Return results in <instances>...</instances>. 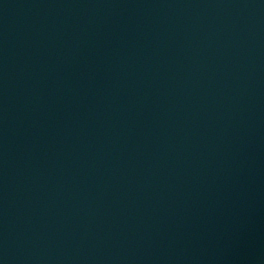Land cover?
<instances>
[{"label":"water","instance_id":"water-1","mask_svg":"<svg viewBox=\"0 0 264 264\" xmlns=\"http://www.w3.org/2000/svg\"><path fill=\"white\" fill-rule=\"evenodd\" d=\"M0 264H264V0H0Z\"/></svg>","mask_w":264,"mask_h":264}]
</instances>
